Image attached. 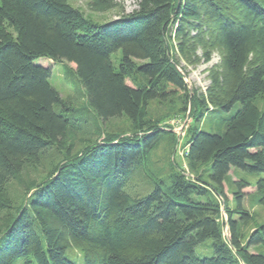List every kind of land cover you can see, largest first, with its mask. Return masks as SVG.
Wrapping results in <instances>:
<instances>
[{
  "label": "trees",
  "instance_id": "obj_1",
  "mask_svg": "<svg viewBox=\"0 0 264 264\" xmlns=\"http://www.w3.org/2000/svg\"><path fill=\"white\" fill-rule=\"evenodd\" d=\"M213 51L206 88H188L182 63ZM41 58L65 63L85 113L64 105ZM262 93L264 0H137L128 12L118 0H0V188L24 195L11 205L0 190V264H77L68 252L81 264H264V220L243 231L250 184L229 178L234 167L264 173ZM154 100L194 121L186 170L162 177L148 165L172 136L150 115ZM111 118L131 134L84 137ZM52 152L60 158L32 177ZM255 186L264 207V177ZM208 239L212 254L197 255Z\"/></svg>",
  "mask_w": 264,
  "mask_h": 264
},
{
  "label": "rangeland",
  "instance_id": "obj_2",
  "mask_svg": "<svg viewBox=\"0 0 264 264\" xmlns=\"http://www.w3.org/2000/svg\"><path fill=\"white\" fill-rule=\"evenodd\" d=\"M118 3L125 11H132L137 7V0H118ZM74 4L84 7V0H74ZM117 14L114 11L104 13L102 15L95 14L94 19L98 20H110L116 17ZM44 64H50L51 76L49 78L50 84L59 92L64 105L75 108L77 112L74 116L80 113H85V96L83 90L74 77V75L66 71L65 63L53 62L46 58H41ZM38 60V61H39ZM219 63V53L213 51L209 61L201 60L199 63L193 65L184 66L183 72L185 73V82L188 88H196L204 90L208 85L207 72L212 66ZM72 67L71 64H67ZM172 103L167 101L154 100L149 105V113L153 119L157 120L159 129L164 132H169L170 137L160 142L159 148L155 151L150 164L149 170L157 176H167L170 174L172 168L177 167L179 170H186L184 151L186 148V141L189 139V129L193 125L194 121L187 111L181 112L174 109L171 106ZM256 104L259 107H264V93L256 98ZM97 125L87 124L84 137L90 138L92 141H101L108 135L116 137L127 136L131 134L128 129V122L124 118H111L106 123L98 120ZM91 123L92 119H91ZM82 137V136H81ZM60 156L54 152L49 153L42 158L40 166L30 165L28 171L34 178H40L45 174V170L53 165ZM139 175V176H138ZM135 178V182L138 184L140 181L142 184L147 183V177L145 175L138 174ZM264 177V173H250L243 171L237 167L231 168L229 178L233 180L244 179L249 182V186L245 187L243 199V208L247 210L254 218L250 223L243 225L244 233H247L252 229L255 223H262L264 220V207L260 204L258 198V192L255 186L257 179ZM142 185H140L141 187ZM2 194L10 201L11 205H20L24 200L23 192L17 187L14 182H8L0 188ZM225 193L228 199V205L233 206L232 194L236 190L234 183L228 181L225 184ZM222 220H224V211H222ZM224 235L227 234L226 227L223 229ZM211 241L208 239L197 246L195 252L197 255H211L212 250L210 247ZM71 259H74L77 264H81L79 254H73L68 252ZM13 264H20V260L13 262Z\"/></svg>",
  "mask_w": 264,
  "mask_h": 264
}]
</instances>
